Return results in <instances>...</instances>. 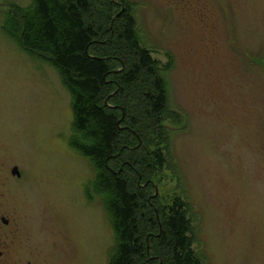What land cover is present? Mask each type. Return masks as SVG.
Wrapping results in <instances>:
<instances>
[{
	"label": "rangeland",
	"instance_id": "rangeland-1",
	"mask_svg": "<svg viewBox=\"0 0 264 264\" xmlns=\"http://www.w3.org/2000/svg\"><path fill=\"white\" fill-rule=\"evenodd\" d=\"M127 1L166 80L167 164L152 197L187 204L201 264H264V0ZM30 3L0 0L1 263L107 264L114 234L102 199L85 195L89 161L68 144L70 95L2 29Z\"/></svg>",
	"mask_w": 264,
	"mask_h": 264
},
{
	"label": "trees",
	"instance_id": "trees-1",
	"mask_svg": "<svg viewBox=\"0 0 264 264\" xmlns=\"http://www.w3.org/2000/svg\"><path fill=\"white\" fill-rule=\"evenodd\" d=\"M20 49L46 60L70 95L69 146L86 158L114 234L107 264H201L187 204H159L155 179L169 133L162 67L140 43L127 0H31L2 27Z\"/></svg>",
	"mask_w": 264,
	"mask_h": 264
},
{
	"label": "flooded vegetation",
	"instance_id": "flooded-vegetation-1",
	"mask_svg": "<svg viewBox=\"0 0 264 264\" xmlns=\"http://www.w3.org/2000/svg\"><path fill=\"white\" fill-rule=\"evenodd\" d=\"M0 221L5 226H7L9 223L8 220L3 218V217L0 218ZM1 232L2 231L0 230V264H2L1 263L2 261L7 260L6 257H8V253L6 251L7 246L1 242V239H2V233ZM17 258H18V256H17ZM17 258H16V254H14V260H16Z\"/></svg>",
	"mask_w": 264,
	"mask_h": 264
},
{
	"label": "water",
	"instance_id": "water-1",
	"mask_svg": "<svg viewBox=\"0 0 264 264\" xmlns=\"http://www.w3.org/2000/svg\"><path fill=\"white\" fill-rule=\"evenodd\" d=\"M12 175H14V176H19V173H18V171H17V169L16 168H13L12 169ZM157 194V191H156V189H155V195Z\"/></svg>",
	"mask_w": 264,
	"mask_h": 264
}]
</instances>
